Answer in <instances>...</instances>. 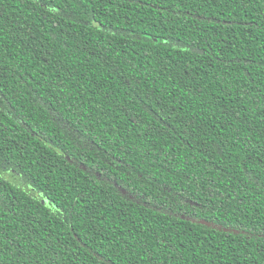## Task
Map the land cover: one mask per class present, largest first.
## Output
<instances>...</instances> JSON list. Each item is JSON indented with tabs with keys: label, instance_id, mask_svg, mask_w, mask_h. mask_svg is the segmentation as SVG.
Instances as JSON below:
<instances>
[{
	"label": "trees",
	"instance_id": "16d2710c",
	"mask_svg": "<svg viewBox=\"0 0 264 264\" xmlns=\"http://www.w3.org/2000/svg\"><path fill=\"white\" fill-rule=\"evenodd\" d=\"M0 264H264V0H0Z\"/></svg>",
	"mask_w": 264,
	"mask_h": 264
}]
</instances>
